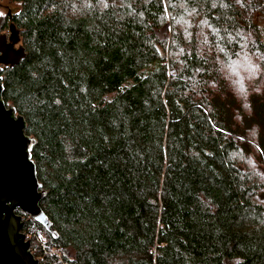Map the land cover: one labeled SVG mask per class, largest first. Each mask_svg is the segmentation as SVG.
<instances>
[{"label":"trees","instance_id":"obj_1","mask_svg":"<svg viewBox=\"0 0 264 264\" xmlns=\"http://www.w3.org/2000/svg\"><path fill=\"white\" fill-rule=\"evenodd\" d=\"M11 2L38 264H264V0Z\"/></svg>","mask_w":264,"mask_h":264},{"label":"water","instance_id":"obj_2","mask_svg":"<svg viewBox=\"0 0 264 264\" xmlns=\"http://www.w3.org/2000/svg\"><path fill=\"white\" fill-rule=\"evenodd\" d=\"M9 33H0V72L25 56L20 31L8 12ZM17 44V45H16ZM0 76V264H38L30 250V240L21 231L24 225L20 209L57 237L52 222L39 205L46 191L42 189L31 159L35 138L24 133L25 120L2 99Z\"/></svg>","mask_w":264,"mask_h":264},{"label":"rangeland","instance_id":"obj_3","mask_svg":"<svg viewBox=\"0 0 264 264\" xmlns=\"http://www.w3.org/2000/svg\"><path fill=\"white\" fill-rule=\"evenodd\" d=\"M14 10H16V5H15V3L11 2V0H0V13L1 14L4 15V14H7L8 12L12 13V11H14ZM3 32L6 33V34L9 33L8 26L6 27V29L2 30L0 33H3ZM20 42H21V39H20ZM247 62H248V60H247ZM248 68H249V65H247L246 60H239L237 62V64H236V69H237L238 72H240L243 69H247V74H248L249 73ZM239 75L246 76V72L243 71V73H241ZM20 215L22 216V219L24 220V223H25V221H26L25 215L24 214H20ZM33 238H34V240H32ZM25 239H29L30 240V245H29L30 247H31V242H32V244L34 242V245L37 243V240H36L35 237L30 236V235L28 237V236H26V233H25Z\"/></svg>","mask_w":264,"mask_h":264}]
</instances>
